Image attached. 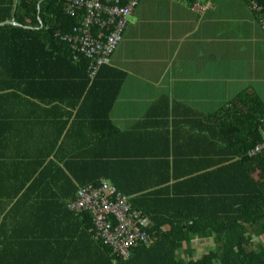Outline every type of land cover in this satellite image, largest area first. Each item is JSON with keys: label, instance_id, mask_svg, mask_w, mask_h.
Wrapping results in <instances>:
<instances>
[{"label": "crops", "instance_id": "obj_1", "mask_svg": "<svg viewBox=\"0 0 264 264\" xmlns=\"http://www.w3.org/2000/svg\"><path fill=\"white\" fill-rule=\"evenodd\" d=\"M249 1L207 0L190 6L184 0H141L110 64L96 76V95L85 105L72 104L82 75L70 66L37 69L51 74L35 83V98L21 94L23 100L1 99V117L27 137L21 148L9 149L61 150L75 155L91 147L100 156L118 157L112 160L116 165L107 173L109 178L100 175L98 183L104 180L114 185L112 177L127 180L129 199H141L140 205L150 208L153 201L173 200L212 205L221 199V186L231 192L235 187V171L221 177L218 168L236 161L220 162L221 145L212 118L243 92L255 93L264 103V33ZM194 6L205 10L198 13ZM7 16L0 25L11 22L9 26L21 27L20 0H0V18ZM4 70L9 67L0 68ZM59 70L68 80L59 82ZM10 80L0 76V87ZM118 81L121 87L109 120L121 136L107 145L93 143L92 137L107 130L100 124L105 113L102 102L110 82ZM91 116L95 117L93 127ZM60 132L63 144L58 149L53 141ZM84 161L72 167L76 178L67 172L76 187L83 181L91 184L88 181L94 177L87 165L82 166ZM52 194L41 197L46 199L32 210L35 221L42 222L9 229L17 233V239H22L21 233H33L26 237L32 239L34 250L25 257L7 259V264H175V259L188 264L219 248L211 233L193 235L177 248L175 258L161 242L149 253L135 249L130 259L116 261L92 237V227L68 211L66 204L73 197L63 201L58 194L60 199L53 200ZM248 230L252 243L264 253L263 236L254 227Z\"/></svg>", "mask_w": 264, "mask_h": 264}, {"label": "trees", "instance_id": "obj_2", "mask_svg": "<svg viewBox=\"0 0 264 264\" xmlns=\"http://www.w3.org/2000/svg\"><path fill=\"white\" fill-rule=\"evenodd\" d=\"M126 1L122 0V3ZM184 1L192 6L195 2L207 0ZM251 1L261 8L260 13H255L259 25L260 18H264V0ZM20 10L24 11V18L20 20L21 27H0V68L9 67V70L0 71V76L11 79L9 84L0 87V109L3 97L22 99V94L27 98H35V83L48 79L51 74L37 69L50 68L49 65H56L59 69L70 66L74 73L82 75V82L75 85V89H80L72 104L85 105L97 93L96 80L99 76L90 83L87 77L88 61L83 57L73 61L69 45L60 39L71 32L78 20L64 14L62 0H20ZM8 17L0 18V22ZM56 74L60 75L59 82L68 80L63 75L65 72L59 70ZM120 87L121 81L110 82L108 85V92H105L102 102L104 118L100 119V124H105L107 130L101 131L100 137H92L93 143L105 142L102 144L107 145L110 139L121 136L109 120ZM4 93L5 96L1 95ZM90 118L89 125L93 127L95 117ZM212 119L217 125V139L221 145L220 162L236 158L233 165H220L217 172L218 176L225 177L229 171H235L233 192L231 188L227 190V187L221 186L218 191L221 199L212 205L191 202L176 204V200H173L156 204L153 201L151 207L147 208L140 205L141 199H130L132 207L150 221L145 227L151 238L148 245L154 240L150 247L141 245L135 249L149 253L156 244L162 242L171 249L172 257L175 258L177 248L188 242L190 236L211 233L219 248H214L201 259L188 264H264V253L247 250L253 240L248 228H256V233L259 232L264 239V153L248 156L255 145L264 141V103L255 93L243 92ZM28 134L30 136L31 131L28 130ZM26 138L17 125L9 123L0 114V264H7L9 258L25 257L33 252V241L26 237L33 233H21L22 239H17V233L9 229L16 224L42 222L41 219L35 221L32 213L42 202L40 200L46 199L41 197L47 193H54L53 200L60 199L58 194L63 201L74 197L77 187L67 174L75 177L72 167H80L81 161L85 160L82 166L87 165L88 174L94 175L92 181L88 182L97 185L100 175L109 178L107 173L116 165L112 160L118 158L110 154L100 156L91 147L87 153L75 155L61 150L19 152L17 149H9L10 146L18 148L25 144ZM60 138L61 132L53 141L54 146L58 144V149L63 144ZM102 157L105 160L102 161ZM112 181L120 193L127 197L131 195V191L126 190L127 180L112 177ZM87 184V181H83L78 186ZM82 218L84 224L92 227L93 235L91 217L84 215ZM99 245L115 259L110 250ZM175 260V264H184Z\"/></svg>", "mask_w": 264, "mask_h": 264}, {"label": "built area", "instance_id": "obj_3", "mask_svg": "<svg viewBox=\"0 0 264 264\" xmlns=\"http://www.w3.org/2000/svg\"><path fill=\"white\" fill-rule=\"evenodd\" d=\"M140 0H62L63 12L78 20L70 33L60 37L72 52L73 61L83 57L88 61L87 77L94 80L101 67L109 65L111 57L122 41L127 19L133 15ZM250 9L261 8L249 1ZM202 13L205 7L192 8ZM259 26L264 30V18ZM58 35V34H57ZM264 153V141L255 145L249 157ZM66 207L76 218L91 217L93 238L110 250L114 260H128L135 248L148 245L150 234L142 213L135 210L129 197L120 193L108 181L78 186Z\"/></svg>", "mask_w": 264, "mask_h": 264}, {"label": "rangeland", "instance_id": "obj_4", "mask_svg": "<svg viewBox=\"0 0 264 264\" xmlns=\"http://www.w3.org/2000/svg\"><path fill=\"white\" fill-rule=\"evenodd\" d=\"M138 6H139V4H138ZM138 6L136 7L135 11L137 10ZM135 11H134V13H135ZM131 16L127 19V22L130 21V19L132 18ZM247 250H253V251L256 250L255 252H257V253L261 252V251L258 250V244H256L255 242H253L251 244V246L247 248Z\"/></svg>", "mask_w": 264, "mask_h": 264}, {"label": "water", "instance_id": "obj_5", "mask_svg": "<svg viewBox=\"0 0 264 264\" xmlns=\"http://www.w3.org/2000/svg\"><path fill=\"white\" fill-rule=\"evenodd\" d=\"M4 25H12V23L11 22H5V23L1 24L0 27L4 26Z\"/></svg>", "mask_w": 264, "mask_h": 264}]
</instances>
